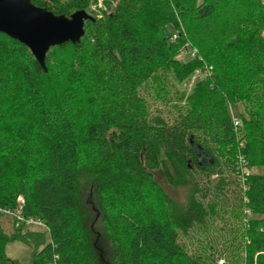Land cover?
<instances>
[{"label":"trees","instance_id":"16d2710c","mask_svg":"<svg viewBox=\"0 0 264 264\" xmlns=\"http://www.w3.org/2000/svg\"><path fill=\"white\" fill-rule=\"evenodd\" d=\"M104 1L47 71L0 31V207L23 196L51 235L0 225V264H22L15 239L36 248L30 264H264V0ZM32 2L70 17L98 0ZM186 180L188 202L163 186Z\"/></svg>","mask_w":264,"mask_h":264},{"label":"water","instance_id":"95a60500","mask_svg":"<svg viewBox=\"0 0 264 264\" xmlns=\"http://www.w3.org/2000/svg\"><path fill=\"white\" fill-rule=\"evenodd\" d=\"M90 18L86 10L67 17L39 7L32 0H0V31L26 44L45 71L48 51L66 42H80Z\"/></svg>","mask_w":264,"mask_h":264},{"label":"rangeland","instance_id":"374dc122","mask_svg":"<svg viewBox=\"0 0 264 264\" xmlns=\"http://www.w3.org/2000/svg\"><path fill=\"white\" fill-rule=\"evenodd\" d=\"M105 5H106L105 1L100 0L98 2V7H97V4L96 5L93 4L92 6H90L88 12L90 14L94 13V12H92V11H94L93 10L94 6L96 8L101 7L103 9H107V7H105ZM95 12H98V9L95 10ZM169 31L171 33L174 32V28L169 27ZM180 53H182V51ZM178 56L183 61L188 60V56H183L181 54H179ZM60 57H63V58L67 57L68 58V55L65 53H61ZM52 63L55 65L54 70L57 73L62 74L63 69H62V67H60L61 61L57 62L56 57H54ZM210 70H211V67H208V66H206V68L204 70L196 69L195 72L191 76L186 78L184 81L177 82V84L175 85V88L177 90H179L180 92L190 93L192 91L193 87L195 86V84L200 79L207 76V74L210 73ZM65 78H66V76H65ZM84 85H88L87 80H84L80 89H82V87H84ZM74 104H76V101L74 102ZM230 110H231L233 116H236L240 119H241V115L245 113L244 105L242 103L234 104L233 106H231ZM250 170H254V172L257 171L255 168L250 169ZM163 186L169 192V194H171L173 196V198H175L181 202H188V200L192 196L193 184L190 180H186L182 183H179L178 185H176L174 187L173 186L170 187L167 184H163ZM85 200H86L88 207H90L91 211H92V216L94 219L93 225L95 226V230H96L95 232L97 234L98 233L102 234V227L100 224L99 214L95 209L93 197H92V195L89 194V192L86 195ZM0 225H1L2 229L4 230V232L10 236H12L17 231H19L17 226L15 225L14 218L10 214H2L0 216ZM21 231H22V233H31V232L40 233L41 235L44 236V239L46 242H49L51 240L50 231L47 230L45 227L32 225V226L23 227ZM197 231L200 234H201V231H202V233H205L202 229H198ZM25 235H27V234H25ZM186 242L189 243L190 241L188 239H186ZM195 245H198V243L196 242ZM35 251H36V248L33 245L28 244L21 239L11 240L7 243V245L5 247V252H6L7 257L13 261H17V262L22 263V264H30L33 261ZM223 258H225V257H223Z\"/></svg>","mask_w":264,"mask_h":264},{"label":"built area","instance_id":"2783aa9c","mask_svg":"<svg viewBox=\"0 0 264 264\" xmlns=\"http://www.w3.org/2000/svg\"><path fill=\"white\" fill-rule=\"evenodd\" d=\"M99 1L100 0H98V2ZM96 4L98 7V3H95V5ZM97 9L99 8H96L95 6L93 7V10H97ZM176 37L177 36L174 35V38ZM181 55L190 56L192 58L197 57V49L193 47H188L187 49H184L182 51ZM233 122H234L235 127H240L241 125L240 118L233 116ZM246 172L248 171L246 170ZM25 204H26L25 198L23 196H19L17 199V206L14 209L0 207V214H10L14 218L15 225L17 226V228H23L26 226L36 225V226L45 227L47 230L50 231L48 225L41 218L25 215L24 213ZM223 263H224V260L221 259L219 261V264H223Z\"/></svg>","mask_w":264,"mask_h":264}]
</instances>
